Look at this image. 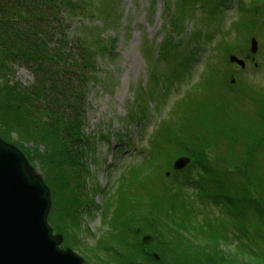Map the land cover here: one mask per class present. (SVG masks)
<instances>
[{"label": "trees", "instance_id": "trees-1", "mask_svg": "<svg viewBox=\"0 0 264 264\" xmlns=\"http://www.w3.org/2000/svg\"><path fill=\"white\" fill-rule=\"evenodd\" d=\"M74 1L80 6L70 0H0V126L3 128L0 136L9 141L5 135L10 130L9 116L12 114L19 118L15 122L20 137L25 132H33L35 141L43 139V145L49 151L47 154L33 150L32 155H29L21 146L16 145L28 161L31 162V158L38 159L40 163L52 166L49 176L43 178L50 189L52 200L47 220L55 234H58L57 226L64 233V228L74 224L69 209H74L73 205L80 202L81 190L75 191L73 186L76 184L75 179L78 180L81 173L85 172L82 159L90 145L83 133L88 110L86 96L91 84L97 82L98 56L112 52L106 41L99 39L100 35L98 38L96 33L83 28L75 31L70 29L67 16L81 9L84 3V0ZM199 1L184 0V10L188 3L195 6ZM231 2L207 0L205 5H201V27L194 32V43L210 40L209 33H205V28L210 26L215 32L229 36L238 35L242 26L248 28L246 41L253 34L252 30L258 28L264 31V0H250L252 5L246 4L244 0H235L238 5L237 17L225 27L224 11ZM189 16H186L187 19ZM82 17L86 18L83 13ZM164 42L161 44L163 47ZM232 48L231 45L222 49L225 59L233 52ZM194 54L191 51L188 56L186 54L182 64L184 71ZM18 68H24L32 76L29 84L14 82ZM171 76L172 73L165 77L152 74L154 84L163 82L164 85L158 96H165L170 90ZM203 77L205 82L198 85L201 89L210 87L217 77L220 84L241 88L243 91L239 79L233 86L228 84V73L225 70L207 68ZM155 88L150 89L153 96H157ZM261 88L264 95V87ZM245 95L248 96L247 92ZM140 98L135 99L140 107L137 115L132 108L128 109L129 114L133 112L136 115H131L130 119L140 120L148 116L147 106L142 104ZM189 99L183 101L187 104L182 107L181 103L178 106L175 104L176 108L162 119L142 164L152 166L179 156L190 157V163L183 169V181L190 191L185 193L174 189L176 176L171 181H162L161 184L154 182L150 186L145 185L144 179H139L137 190L133 187L136 190L133 192L135 199H152L146 207L138 206L133 213L139 215L140 219L146 216L147 219L158 220L161 230L165 236L168 235V242L177 245L182 242L184 247H177L181 253H177L173 261L167 262L169 264H234L239 261L244 264H264V179L261 201L258 197L260 181L258 178L256 181L250 178L254 174L253 169H258L253 168V162H258L253 158L262 146L256 142V135L261 134L257 128L248 124L263 123L264 116H258L255 121L254 117L233 113L236 109L230 106L231 102L222 99L210 97L208 103L204 104L205 98H200L197 92L190 94ZM229 111L241 122L234 121L233 125L224 122ZM202 123H205L204 128L200 127ZM227 126L231 133L227 132ZM219 138L224 142L222 150L218 148ZM197 146L202 148L201 153H196ZM236 146L240 147V152L243 150L240 168L248 173L249 181L244 180L239 173L232 172L230 166H218L215 161H211L213 157L218 159L223 153L226 155ZM205 150L212 151L210 159H207ZM255 165L260 166L259 163ZM159 193V207L164 208L160 212L152 207ZM243 221L250 227L251 237L247 234L238 239L239 235L245 233ZM227 227H231L230 231L239 228L238 234H234L235 244L227 235ZM153 231L156 235V231ZM257 231L258 236L252 235ZM105 239L108 242L104 245L106 247L112 240L110 236ZM249 239H253L249 242L252 247L246 244ZM66 241L67 238H64L61 248H69ZM110 247L104 249L109 251ZM86 252L92 264H114L105 263L104 259L100 261L101 257L95 254L94 248L93 254ZM140 255L150 258L145 253Z\"/></svg>", "mask_w": 264, "mask_h": 264}, {"label": "rangeland", "instance_id": "rangeland-1", "mask_svg": "<svg viewBox=\"0 0 264 264\" xmlns=\"http://www.w3.org/2000/svg\"><path fill=\"white\" fill-rule=\"evenodd\" d=\"M70 1L77 4L74 0ZM206 1L200 0L195 6L190 5V2L184 10V0H84L81 9H76L75 13H70L67 16L72 31L77 28L90 30V32L96 33V37L99 38L100 35L99 39L106 41L108 49L112 48L111 53L98 56L97 82L91 84L86 96L88 110L83 133L87 136L90 145L87 146L88 149L85 150L82 159L85 172L81 173L82 176L78 180L75 179L76 184L73 186L75 191L81 190L80 202L73 205L74 209H69L73 215L74 224L64 228V233L60 226L59 229L58 226L56 227L58 235L61 236L60 244L64 238H67L68 247L86 264H92L88 261L89 254L86 251L93 254V248L95 254L98 253L101 257L100 261L104 259L105 263L113 262L114 264H169L167 262L173 261L175 256H178L177 253H181L177 247L178 245L184 247L182 242H178V245L168 242V235L165 236L158 220L147 219L146 216L140 219L139 215L133 213V210L138 206L146 207L152 199L149 197L135 199L133 192L138 188L139 179H144L145 185L150 186L154 182L161 184L162 181H171L176 176L173 183L174 189L185 193L190 191L183 181V177H185L183 169L186 166L181 170L172 168L175 158L152 166L142 164L149 152L150 141L156 128L162 123V119L176 108L175 104L178 106L181 103V107L184 106L187 103H183V101L190 100V94L197 92L200 98H205L204 104L208 103L207 100L210 97L222 99L231 102L230 106L236 109L233 113L254 117L255 121L259 118L258 116H264V106L262 105L264 95H262L261 88L264 87V31L261 32L258 28L252 30L253 34L246 41L248 28L242 26L238 35L231 34L229 36L222 32H215L214 28L210 26V28H205V33H209L210 40L194 43V32L201 27L202 15L199 8L201 5H205ZM249 1L244 0L246 4L252 5ZM77 6L80 4L78 3ZM237 9V3L232 0L224 11L225 27H228L236 19ZM82 13L86 18L82 17ZM191 13L193 14L189 16ZM185 15L189 16L188 19ZM251 37H255L258 41V50L254 57L259 67L254 66L250 58H246L249 54ZM163 42L165 48L161 45ZM218 42L227 47L232 45L233 53L246 58L248 61H246L245 68L239 69L230 63L223 64L224 57L217 46ZM190 51L195 54L191 55V61L186 65L184 71L182 64L186 54L188 56ZM207 68L214 71L225 70L228 73L227 79L233 75L235 82L228 83L231 86L236 84L238 78V82L243 85V91L241 88L220 84L217 77L210 87L201 89V86L198 85L205 82L203 75ZM153 73L163 77L172 73V79L169 81L170 90L165 96H158L164 85L163 82L158 85L154 84ZM31 80L32 76L27 70L16 69L14 82L27 85ZM154 87H156L157 96H153L150 91ZM246 92L248 96L245 95ZM141 96L142 98H140ZM139 98L142 104L147 106L148 116L140 120L130 119L133 112L136 115L139 112L140 107L135 101ZM129 108L133 109L132 114H129ZM211 113L213 114V112ZM9 117L11 131H6L5 135L9 141H5L0 136L2 140L17 149H19L18 146H21L29 155H32L33 150H37L40 154L49 153L43 145L42 138L35 141L33 132L30 134L25 132L20 137L16 126L17 122H15L19 119L18 116L11 114ZM225 117L224 122L230 125H233L234 121L235 123L241 122L234 118L231 112L227 113ZM241 119L245 121V119ZM262 122L264 123V120ZM263 123H255V125L248 123L252 128H257L262 135H256V142L262 146L253 158L258 161L255 163H259L260 166H256L253 162V168L258 167V169H253L254 174L250 177L251 180L256 181L258 178L260 181L259 192H257L261 201L262 179H264ZM200 127L204 128L205 123H202ZM1 128L0 126V130ZM227 132L231 133L229 127ZM223 146L224 142L219 138L218 148L222 150ZM239 149L240 147L236 146L234 150L230 149L226 155L223 153L218 159L213 157L211 161L226 168L230 166L229 169L232 172L239 173L244 180L249 181L248 173L243 172L240 168L243 161V156H241L243 150L240 152ZM201 150L202 148L197 146L195 151L201 153ZM232 151L234 152L232 153ZM211 152L205 150V153L208 154L207 159H210ZM28 162L33 171L42 178L49 176L48 172L52 166L40 163L38 159L31 158V162ZM160 194H157L152 206L159 209V212L164 209L159 207ZM51 206L52 200L50 209ZM147 220L151 223H148ZM243 224L245 233L239 235L238 239L247 234L251 237L250 227L245 221ZM251 228H253V224ZM226 229H228L227 235L235 244L234 234H238L237 229L239 228H235L236 230L233 228L232 231H230L231 227ZM153 230L156 231V235ZM160 233L162 234L160 235ZM253 234L258 236L259 232H253ZM148 235L152 239L144 242L143 237ZM108 236L112 240L109 251L104 249L109 247L104 246L108 243L105 239ZM251 240L253 239L246 241L250 247H252L249 245ZM262 247L264 250V245ZM140 253H145L150 258L146 256L143 258ZM241 263L244 264L241 261L234 262V264Z\"/></svg>", "mask_w": 264, "mask_h": 264}, {"label": "water", "instance_id": "water-1", "mask_svg": "<svg viewBox=\"0 0 264 264\" xmlns=\"http://www.w3.org/2000/svg\"><path fill=\"white\" fill-rule=\"evenodd\" d=\"M256 51L257 40L251 38L250 52ZM229 61L245 65L236 55ZM189 162V157L179 156L172 168L181 170ZM50 205L43 178L19 149L0 138V264H86L70 248L60 247L61 236L47 220ZM150 239L143 237L144 242Z\"/></svg>", "mask_w": 264, "mask_h": 264}]
</instances>
